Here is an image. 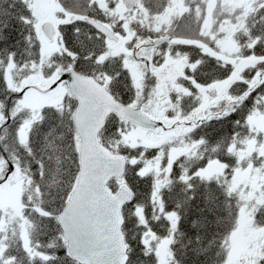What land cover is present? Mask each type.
Segmentation results:
<instances>
[{"label":"trees","instance_id":"obj_1","mask_svg":"<svg viewBox=\"0 0 264 264\" xmlns=\"http://www.w3.org/2000/svg\"><path fill=\"white\" fill-rule=\"evenodd\" d=\"M183 1L184 12L169 19L163 17L173 0H143L137 8L138 17L129 26L135 36L128 49L162 37L172 42L157 47L152 65L142 66L144 74L135 78L124 56L108 55L109 42L82 19L69 18L59 25L61 49L47 63L36 10L25 0H0V183L13 167L19 168L24 206L23 218L15 222L14 229L0 227V264H79L67 256L57 221L79 171V139L73 122L76 99L67 92L61 104L44 106L36 118H28L30 113L19 111L27 88L12 86L10 73L20 80L38 72L55 82L71 66L81 74L101 79L118 101L145 109L147 102L158 100L159 88L166 81L151 68H162L167 53L186 56L188 65L195 64L196 68L170 85L160 106L166 107L170 118H192L199 87L228 79L239 67L238 63L210 56L203 48L218 51L220 41L234 33L239 57L251 58L253 64L227 91L235 101L173 138L168 146H180L185 152L171 166L163 156L168 146L131 148L123 128L134 127L114 116L108 118L99 136L103 145L127 158L124 181L134 192L123 209L127 264H159V254L146 240L148 231L169 239V264L227 263L231 234L239 225L243 207L241 193L232 188L236 171L242 167L239 152L256 134L249 119L264 112V0H253L248 7L220 1L211 12L209 0ZM105 2L108 6L99 7L96 0H58L62 18L68 14L90 16L112 23L115 32L128 34L118 18L116 3ZM208 21L211 27L207 29ZM129 58L134 60L131 54ZM25 120H32V124L23 143L19 134ZM211 161H219L225 168L209 178L200 171ZM110 187L116 191L119 182L112 180ZM261 199L253 215L256 224L264 227V197ZM168 213L176 214L177 220L170 221ZM3 218L0 209V223ZM25 224L29 246L19 230Z\"/></svg>","mask_w":264,"mask_h":264},{"label":"rangeland","instance_id":"obj_2","mask_svg":"<svg viewBox=\"0 0 264 264\" xmlns=\"http://www.w3.org/2000/svg\"><path fill=\"white\" fill-rule=\"evenodd\" d=\"M25 1L36 10L38 24L49 20L58 27L69 21L70 14H68L66 18H62L60 14L62 9L59 3L55 2V0ZM220 1L228 5L231 4L232 6L248 7L253 0H209L210 12L214 10ZM96 2L99 7L108 6L105 1L96 0ZM113 3H116L117 5L118 18L123 22L122 24L127 29L128 34L124 36V34L117 31V34L122 38L121 45L109 43L108 55H123L125 64L131 74L135 78H138L141 74H144L143 72H145V70L142 65L139 64L138 59L131 60L129 58L131 50L127 47V44L133 39V36H135V31L132 28L130 29L129 26L130 23L138 17V14L131 15L130 13H127L122 6L121 0H113ZM184 10L185 5L183 0H173L172 5L169 7L163 18L169 19L173 14L182 13ZM107 25L114 28L112 23H108ZM205 26H207V29L210 28V21H208ZM201 47L203 48L204 46L201 45ZM60 49L59 34L56 36L54 42H48L44 39L43 50L45 61L48 63L53 54ZM203 49L204 52L210 56H214L223 62L238 63L239 67L230 78L222 80L214 85L199 87L202 94L199 93L197 109L192 118H170L165 113L166 107L164 105H162V107L160 106L161 102L165 101L166 91L170 85L176 83L180 77L183 76L182 78H186L187 71L189 69H195L196 65H188L186 56L174 57L167 53L162 68H151V72L154 73V75L159 74L166 79L165 82L162 81L161 87L159 88L157 96L158 100L147 102L148 106H145V109H142L152 118L162 123L161 130L155 133L124 127L125 140L131 148H136L140 145L150 148L167 147L173 142L174 137L181 136L188 132L192 127V123L209 118L213 112L224 110V107L228 106L231 101H235L227 91L233 82L243 79L242 74L244 69L253 64V60L251 58L245 59L239 57V49L234 33L220 41V49L218 51H214L207 47H204ZM141 55H147L154 58L155 55H158V51L143 50L140 56ZM238 58L239 61H237ZM166 66L170 67V71H167L168 75H166V70H168ZM17 76L10 73L9 82L19 90L27 88L20 101L19 111H26L27 115L30 113L28 118L32 116L33 118H36L44 106H57L61 104L68 92L65 85L61 84L53 91L46 94L42 93L41 91L50 88L54 83V78L52 80L48 79L38 72L29 76H24L20 80H17ZM97 81L106 86V83H102L101 79H97ZM33 88H35V90H32ZM36 88L39 90H36ZM207 91H215L216 97L210 99L206 94ZM27 120L23 122L19 134L20 140L23 143H26L28 140L30 126L32 124V120L29 122ZM249 122L256 134L248 142V146L239 152V159L242 167H239L236 171L232 188L234 191H239L241 193L243 197V207L239 225L231 234V246L229 248L226 264H261L264 260V227H259L256 224L253 215L254 208L259 202L263 201L261 198L264 197V112L253 115L249 119ZM139 139L141 140V144L138 142ZM168 147V152H164L163 156L166 155L168 158L167 163L171 166L175 159L185 152V149L180 146ZM258 157H261L262 159L259 160ZM224 168L225 165L223 163L219 161H211L200 171V174L211 178L222 172ZM21 175L20 169L15 167L14 170L8 174L7 179L3 183H0V209L4 212V218L1 220L0 227L6 225L8 226L7 229H10L11 227L14 229L15 222L23 218L24 206L21 196L23 181ZM166 217L170 221L177 220V215L173 213H168ZM20 229H22L21 235L25 245L29 246L26 224L22 225V228L19 226V230ZM146 234L151 235L148 242L150 247L155 248L159 254V264H169V256L171 254L169 239L159 238L150 231L146 232Z\"/></svg>","mask_w":264,"mask_h":264},{"label":"water","instance_id":"obj_3","mask_svg":"<svg viewBox=\"0 0 264 264\" xmlns=\"http://www.w3.org/2000/svg\"><path fill=\"white\" fill-rule=\"evenodd\" d=\"M141 1L122 0V3L131 12ZM84 21L109 41L116 43L120 40L105 24L93 18H84ZM41 31L49 42L54 41L56 29L51 21L43 22ZM171 41L168 37L157 38L143 42L140 48L157 47ZM139 50L134 51L133 56ZM140 61L150 64L146 57ZM62 82L77 100L73 121L80 142L76 186L57 219L66 241V253L79 264H127L129 254L123 231V209L132 200L134 192L128 183L123 182L126 157L104 146L99 135L111 115L120 122L152 132H159L162 123L141 109L119 102L94 77L82 75L73 67L64 70L49 89L40 91L46 94ZM207 94L210 99L216 97L215 91ZM113 179L121 182L116 192L109 186ZM150 237L147 235L146 240Z\"/></svg>","mask_w":264,"mask_h":264},{"label":"flooded vegetation","instance_id":"obj_4","mask_svg":"<svg viewBox=\"0 0 264 264\" xmlns=\"http://www.w3.org/2000/svg\"><path fill=\"white\" fill-rule=\"evenodd\" d=\"M141 52H142V51H141ZM141 52H140V53H141ZM139 55H140V54H139ZM151 58H152L151 61L153 62V57H151ZM135 59H138V60H139L140 57H138V55H137V56L135 57ZM166 67H167V69H168V70H166V75H168V72L170 71V67H169V66H166ZM167 71H168V72H167Z\"/></svg>","mask_w":264,"mask_h":264}]
</instances>
